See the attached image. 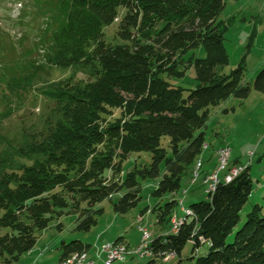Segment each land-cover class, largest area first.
Masks as SVG:
<instances>
[{
  "label": "trees",
  "instance_id": "obj_1",
  "mask_svg": "<svg viewBox=\"0 0 264 264\" xmlns=\"http://www.w3.org/2000/svg\"><path fill=\"white\" fill-rule=\"evenodd\" d=\"M223 5V0H55L53 6L48 4L52 19L38 39L45 46L43 63L32 59L23 82L32 85L44 65L83 69L87 78L68 76L47 82L43 93L51 100L50 114L39 128L25 134L16 149L25 162L7 166L5 157L0 159L2 264H12L29 251L49 221L64 210L77 214L74 230L86 231L103 211L95 204L111 200L124 187L126 192L111 203L115 212H127L141 198L138 177H156L162 161V175L151 190L157 201L141 214L149 210L155 223L169 224L177 201L165 196L179 189L183 174L199 157L209 108L230 94L245 98L251 88L264 91V68L252 84L243 82V59L229 72L222 71L228 62L223 21L217 19ZM120 7L115 33L120 42H107L102 28L117 17ZM197 47H202L203 57L195 56ZM191 65L193 88L167 79L184 75ZM143 150L151 154L149 165L134 168L121 179L127 154ZM251 189L249 165L231 181L218 182L208 198L189 204L192 214L184 216L175 232L152 237L151 256L144 264H158L167 251L180 255L187 242L192 255L200 243L207 245L194 264H264L260 204H252L233 239L227 241ZM121 239L118 236L113 242ZM90 246L78 238L61 240L58 260Z\"/></svg>",
  "mask_w": 264,
  "mask_h": 264
},
{
  "label": "rangeland",
  "instance_id": "obj_2",
  "mask_svg": "<svg viewBox=\"0 0 264 264\" xmlns=\"http://www.w3.org/2000/svg\"><path fill=\"white\" fill-rule=\"evenodd\" d=\"M45 1L0 0V159L5 157L7 166L25 162V159L16 153L17 147L24 142L25 134L39 128L43 119L50 114L51 100L43 93L46 83L68 76L74 79L87 78L83 69L44 65L38 70L39 79L36 76L32 85L23 82L22 75L27 72L32 59L43 63L45 46L39 45L38 39L45 23L48 27L50 25L51 7H47L49 3L53 6L55 0ZM223 2L217 19L223 21V44L228 54V62L222 67V71L229 72L243 59V82L252 84L254 76L264 68V0ZM122 11L123 8L120 7L117 18L121 16ZM117 18L102 28L103 38L107 42H120L115 34ZM193 52L196 57L204 56L202 47H197ZM188 54L189 51L186 55ZM24 63L27 67H23ZM11 77L13 80H10ZM167 79L175 85L193 88V66L186 69L184 75L170 76ZM204 130L205 141L197 158L201 162L197 169H200H195L196 159L191 170L183 174L179 189L165 196L177 201L167 226L155 223V215L149 210L141 214L146 206L150 209L157 201L151 195V190L162 175V161L156 177H138L141 198L127 212H115L111 203V200H116L126 192L124 187L114 193L111 200L106 198L95 204L96 208L102 207L103 211L97 215L96 224L86 231L74 230L77 214L64 210L49 221L31 249L21 254L12 264H59L64 259L58 260L61 240L74 238L91 244L88 257L90 256L95 264H103L105 257L101 251L102 243L112 242L114 238L123 236L134 248L140 236L137 226L147 230L148 234L144 239L149 241L157 234L172 232V221L184 216L183 206L189 207L192 202L208 198L214 191L211 189L216 178L217 183L223 182L225 176L232 173L234 168L244 166V169L249 165L252 189L240 209L238 223L227 236V241H231L252 204L258 203L264 210V91L251 88L245 98L230 94L219 104L209 108ZM166 139H162L164 146ZM222 147L228 150L227 157ZM150 158L148 150L129 152L121 163L120 178H124L126 173L134 168L148 166ZM197 248L198 251H194L192 255V245L187 242L180 255H175L167 261L159 260L158 264H194L195 256L205 253L207 245L200 243ZM127 255L129 254H126V257ZM88 257L87 259L90 258ZM1 260L0 258V264ZM146 260V257L128 256L124 264H144Z\"/></svg>",
  "mask_w": 264,
  "mask_h": 264
},
{
  "label": "built area",
  "instance_id": "obj_3",
  "mask_svg": "<svg viewBox=\"0 0 264 264\" xmlns=\"http://www.w3.org/2000/svg\"><path fill=\"white\" fill-rule=\"evenodd\" d=\"M223 151L226 153V155H228V150L226 148H223ZM227 157V156H226ZM225 157V159H226ZM225 161V160H224ZM242 169H238L234 168L232 173H228L225 177H234L236 176ZM217 181V178H216ZM214 182V185L212 186V191L215 189L216 183ZM210 191V189L208 190ZM183 210H190V207H184L183 206ZM183 219H178L176 225H173L172 228V232H175L178 228V226L180 225V223L182 222ZM140 236H139V240L138 243L136 244V246L134 248H132V254L139 256V257H149L151 256V252L150 249L148 248L149 245V240H145V236L148 234L147 230L138 227ZM124 249H129L125 243L123 242H106V243H102L101 245V251L104 253V257L105 260H108V264L113 263V262H123L125 261L126 258H124ZM99 254H97L98 256ZM175 256L174 251H168V256H162L165 257L164 259L161 257L162 261H167L169 259H171L172 257ZM76 264H95L93 259L90 260H80L77 259V263Z\"/></svg>",
  "mask_w": 264,
  "mask_h": 264
},
{
  "label": "bare ground",
  "instance_id": "obj_4",
  "mask_svg": "<svg viewBox=\"0 0 264 264\" xmlns=\"http://www.w3.org/2000/svg\"><path fill=\"white\" fill-rule=\"evenodd\" d=\"M201 162H200V159H197L196 160V168L195 169H197V167H199L201 164H200ZM243 167L244 166H238V169H243ZM200 168H198L197 170H199ZM196 170V171H197ZM196 173H198V172H196ZM195 175V174H194ZM233 177H225L224 178V180H223V182H228V181H230L231 179H232ZM183 210V209H182ZM184 212V216H186V215H191L192 214V211H190V210H184L183 211ZM184 216L183 217H181V219H183L184 218ZM177 220L178 219H176V220H174V221H172L173 222V224L172 225H176V223H177ZM132 253V250H129V249H124V258H126V254H131ZM164 256H168V251L164 254ZM80 258V260H89V259H87V254H86V252H84V251H81V252H73V253H70L68 256H66L59 264H76L77 263V259H79ZM104 263H108V260H105L104 261Z\"/></svg>",
  "mask_w": 264,
  "mask_h": 264
},
{
  "label": "crops",
  "instance_id": "obj_5",
  "mask_svg": "<svg viewBox=\"0 0 264 264\" xmlns=\"http://www.w3.org/2000/svg\"><path fill=\"white\" fill-rule=\"evenodd\" d=\"M121 237H122V239H121L120 241H121V242H124V243L127 245V247H128L130 250H131L133 247H132V246H130L129 242H128V241H126V240H125V238H124L123 236H121ZM196 251H198V248H196V249H195V252H196ZM85 252H86V251H85ZM87 252H88V251H87ZM87 252H86V254H87ZM128 256H131V257H133V255H132V254H130V255H127V257H128ZM87 257H88V254H87ZM127 257H126V258H127ZM88 258H89V257H88ZM89 259H91V258H89Z\"/></svg>",
  "mask_w": 264,
  "mask_h": 264
}]
</instances>
